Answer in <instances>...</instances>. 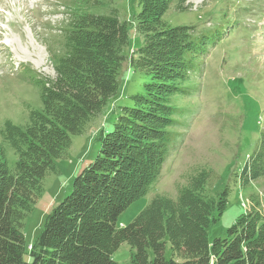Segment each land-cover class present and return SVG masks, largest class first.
Returning a JSON list of instances; mask_svg holds the SVG:
<instances>
[{
  "label": "trees",
  "instance_id": "obj_1",
  "mask_svg": "<svg viewBox=\"0 0 264 264\" xmlns=\"http://www.w3.org/2000/svg\"><path fill=\"white\" fill-rule=\"evenodd\" d=\"M166 1L141 2L139 29L149 37L136 63L151 80L132 96L131 105L122 107L114 129L100 134L97 157L77 173L72 191L47 214L30 248L22 221L36 203L50 159L67 149L71 136L83 133L120 91L128 42L124 24L109 18L78 30L77 48L59 68L58 105L34 115L36 133L7 123L5 137L19 146L26 141L27 149L14 169L0 157V264H120L112 255L123 242L135 249L133 264H264V209L242 213L225 237L210 242L209 228L224 214L229 198L226 190L217 200L207 197V177L182 189L176 199L155 198L132 223L118 225L119 215L161 174L171 139L165 127L174 125L178 112L161 90L176 87L170 80L195 70L193 58L212 38L208 29L193 34L164 26ZM241 172L243 187L264 177V144Z\"/></svg>",
  "mask_w": 264,
  "mask_h": 264
},
{
  "label": "rangeland",
  "instance_id": "obj_2",
  "mask_svg": "<svg viewBox=\"0 0 264 264\" xmlns=\"http://www.w3.org/2000/svg\"><path fill=\"white\" fill-rule=\"evenodd\" d=\"M142 1L0 0V157L11 169L27 149V142L19 141L23 143L20 147L7 139L6 125L36 133L34 115L58 105L54 95L59 68L73 56L78 30L94 21L117 18L128 35L119 93L83 133L71 136L67 149L50 159L36 203L22 221L29 248L41 233L47 214L72 191L77 173L97 157L100 134L114 129L122 107L131 105L132 96L151 80L136 63L149 37L139 29ZM262 2L166 1L161 13L164 26L185 27L193 34L208 29L212 38L197 57L191 55L196 58L195 70L170 80L176 87L161 90L178 110L174 125L165 127L171 139L161 174L144 196L119 215V227L132 223L155 198L176 199L182 189L205 177L203 193L207 197L217 200L226 190L229 198L224 214L209 228L210 242L225 237L242 213L264 209V177L241 185L242 168L255 148L264 144ZM252 195L259 205L255 206ZM134 254L135 249L123 242L112 257L120 264H133Z\"/></svg>",
  "mask_w": 264,
  "mask_h": 264
}]
</instances>
